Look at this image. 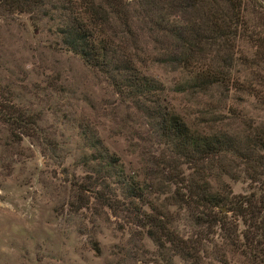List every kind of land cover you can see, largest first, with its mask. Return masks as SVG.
Segmentation results:
<instances>
[{"label": "rangeland", "instance_id": "rangeland-1", "mask_svg": "<svg viewBox=\"0 0 264 264\" xmlns=\"http://www.w3.org/2000/svg\"><path fill=\"white\" fill-rule=\"evenodd\" d=\"M32 22L26 14L0 16V204L11 206L0 207V264H164L165 252L143 228L85 189L101 171L89 161L92 135L125 173L151 187L146 200L152 206L177 216L174 229L189 234L191 216L166 198L175 187L142 171L143 160L148 169L163 145L145 135L147 126L129 102L62 47L55 22ZM239 44L242 55L222 67L226 80L203 91H189L183 84L190 77L170 66L148 64L145 72L163 85L172 110L187 123L214 119L242 136L264 128V66L252 47ZM241 172L212 170L211 190L224 184L233 194L254 191ZM105 184L103 193L115 191L121 205L114 179Z\"/></svg>", "mask_w": 264, "mask_h": 264}, {"label": "trees", "instance_id": "trees-1", "mask_svg": "<svg viewBox=\"0 0 264 264\" xmlns=\"http://www.w3.org/2000/svg\"><path fill=\"white\" fill-rule=\"evenodd\" d=\"M26 14L34 25L55 22L62 47L97 71L113 92L130 103L147 126L145 135L164 147L143 160L142 171L173 185L166 197L191 216L187 235L173 227L177 216L146 200L153 190L127 174L95 136L88 137L89 161L101 171L85 189L106 207L124 212L129 222L184 264H264V128L229 134L214 119L187 123L165 98L163 85L146 74L148 64L179 69L190 77L183 85L203 91L224 82L222 67L240 55V42L253 48L264 66V4L257 0H0V16ZM183 86L177 91H182ZM151 140V141H152ZM237 162H234V160ZM147 162V161H146ZM184 165L186 173L181 169ZM242 170L255 190L233 194L211 190L212 170ZM235 173V172H234ZM238 176V175H237ZM112 177L115 191L103 193ZM99 185L101 187L99 188Z\"/></svg>", "mask_w": 264, "mask_h": 264}, {"label": "clouds", "instance_id": "clouds-1", "mask_svg": "<svg viewBox=\"0 0 264 264\" xmlns=\"http://www.w3.org/2000/svg\"><path fill=\"white\" fill-rule=\"evenodd\" d=\"M0 207H11L10 205H7V204H0ZM13 211H14V209H13Z\"/></svg>", "mask_w": 264, "mask_h": 264}]
</instances>
